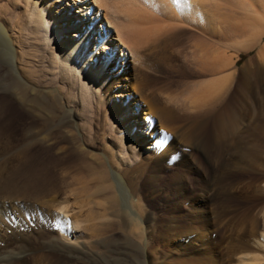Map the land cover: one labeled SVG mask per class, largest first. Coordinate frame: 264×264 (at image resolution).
<instances>
[{
  "label": "bare ground",
  "instance_id": "obj_1",
  "mask_svg": "<svg viewBox=\"0 0 264 264\" xmlns=\"http://www.w3.org/2000/svg\"><path fill=\"white\" fill-rule=\"evenodd\" d=\"M206 1L6 0L0 4V264H200L203 261L198 257L188 259L170 251L174 238L186 239L201 230L208 231L212 240H218L223 232L242 231L229 254L239 255L240 262L247 258L245 264H264L245 238L259 223L255 219L249 229L242 223L257 208L259 200L255 198L248 204L264 172L250 177L240 166L230 169L234 152L243 151L239 162L257 159L264 152V136H256L264 126L262 66L242 70L231 92L234 73H230L232 61L225 51L201 42L194 44L189 52L191 63L213 78L181 97L183 104L168 96L163 101L167 111L185 119L187 125L174 130V135L190 148L183 151V146L180 151L178 143L171 141L145 171L130 166L125 153L119 160L108 153H94L84 138L76 108L93 101L102 88H115L112 98L121 99V103L114 100L107 104V111L111 125L116 121L124 131V136L113 135L118 151H124L133 129L137 144L146 145L147 127L138 121L140 112L130 110L131 101H125L126 92L121 89L125 54L140 67L144 48L166 43L189 18L202 17L211 10L215 14L219 6L210 8ZM252 9L257 16L244 19L249 21L242 23V35L245 25L254 27L258 17L264 18V0H254ZM259 41L242 49H253ZM257 53L264 63V45ZM115 81L119 83L113 84ZM104 100L112 99L107 94ZM184 104L190 113L180 109ZM248 129L251 133L247 136L240 134ZM251 137L254 144L246 147L244 143ZM62 142L65 147L60 146ZM38 149L43 155L35 153ZM69 150L84 161L81 166L88 177L82 183L77 180L75 184L70 176L68 181L63 174L58 180V162ZM133 157L136 160V155ZM164 163H171L166 176L161 175L166 170ZM57 195L59 201L54 198ZM46 198L54 199L49 203L52 199ZM7 201L10 205L19 201L21 207L36 201L45 214L54 208L69 224L74 245L68 247L43 236L46 226L42 217L30 218L29 225L15 217L9 222L5 216L12 211L5 207ZM240 204L245 205L243 209L238 208ZM15 211L24 214L20 207ZM257 213L264 214V207ZM157 249L171 258L160 261Z\"/></svg>",
  "mask_w": 264,
  "mask_h": 264
},
{
  "label": "rangeland",
  "instance_id": "obj_2",
  "mask_svg": "<svg viewBox=\"0 0 264 264\" xmlns=\"http://www.w3.org/2000/svg\"><path fill=\"white\" fill-rule=\"evenodd\" d=\"M4 3H6V0L4 1L2 0L0 2V4H4ZM205 3L207 4V6H210V8H212V6L218 5L219 9H217V12L219 13L215 12L214 14L213 11L211 10L209 11L208 14L207 13H205L206 15L203 14L202 17L196 16L195 18H192L194 19V21H192V19L190 20L189 18L186 21V23L182 25V27L179 26V28H177L174 31V34H173L174 37L172 39L168 40L164 44L162 43L161 45H157L156 47L144 48V50L140 51V55L143 61V65H141L140 67L136 65L137 64L136 62L132 61L133 60L132 58H128L129 56L125 52L126 53L125 61H127V64H126V67L125 66L123 67L122 69L123 72L120 74V77H121L120 83L124 85L123 87H121V89L124 91V93L126 92L125 101L126 102L131 101L132 103V104L130 103V108H131L130 110L132 111V109L134 108L135 112L136 110L139 111L140 114L138 115V117L140 120L138 121L142 122V124L147 127V129L146 128L145 129L148 130L147 132L149 136L147 135L148 140L145 142L146 145L141 142L139 145L137 144L135 140L136 130L133 129L132 132L130 133V136L127 135L128 143L125 146L124 151L122 150V148H120V150L118 151L119 144L116 142L113 135L115 134L116 136H119V137L124 136V133H123L124 131L116 124V121H113L114 124L112 123L111 125L109 121L108 111H107V109L109 108L107 104L110 105L111 103H113L114 100L116 104L121 103L120 102L121 99L119 98L114 99V97L112 98V95H115L114 94L115 93L114 91L116 90L115 88H105V89L102 88L100 91H98V93L94 95L92 99L93 101L91 102L87 101L88 103L86 102L87 104H84L83 106L76 105L77 112L80 114L82 118L81 123L82 125H84L82 127L84 138L86 139L89 146H91L90 148L93 150L94 153H97V155L103 152L105 154L108 153V155H110V158L113 159V156H114L115 160H119V157L123 156V154L125 153V156L130 158V161H131L130 166L138 168V170L145 171L144 169H146V167L148 166V163H151L154 158H158L160 156L159 154L161 152V149L168 147L171 144V141L173 142V144L178 143L177 147L180 149V151H182L183 146L185 147L183 148V151L186 148L188 149L190 148L189 145H185L186 142H178L174 135L177 129L178 130L182 129L185 126V124L187 125L185 119H182V117H180L181 115H179L178 117L172 115L174 112H171L172 111L171 109H170L171 111L170 110L167 111V109L169 108H167V106L164 104L163 101L166 100V98L168 97L178 98L179 100H182L181 97H185L184 95H187L191 90L202 87L204 86L203 84H207L211 80L212 76L209 73L207 74V72H204L202 68L196 66L197 64L195 65V63H191V62H194L190 54L194 50V44L203 43L205 45H210L212 47L225 51L226 56H228L230 60L232 61V64L230 66V73H234V79L231 82L232 86L230 85L231 86L230 91L235 88L234 86H236L238 79L242 77L243 71H247L249 69H255L261 66L262 68H264L263 67L264 63H262L261 57H259L257 53L260 45H264V31L261 32V27L264 26V18L258 17L259 22L254 27L252 25L251 26L245 25L246 27H244V29L246 32L244 33V35L241 34L242 30H240L242 29L241 27H243L242 23L249 21V20L244 21L246 17L248 19L249 18L251 19V16H257L253 14V9H252V5L254 6V0H246V1L245 0H240V1L239 0H207ZM210 13L212 14L210 15ZM189 20L191 21V23H189ZM252 20H253V17H252ZM258 38L260 39V41L258 40ZM255 41H259V42H257L258 44L255 45L256 47L254 46L253 49L251 48L252 50L249 49L250 51L249 50L244 51L242 49L246 45L255 43ZM117 53L119 54V57H120V52L118 51ZM243 67L244 69H242ZM118 83L119 82L115 81L113 84L116 85ZM107 94L110 95V98L112 100L106 103V101L104 100V97H106ZM179 103L183 104L184 102L182 100ZM184 105L185 107H183V109H182V106H179V107L181 110L185 112L186 109L184 108H186L187 104H184ZM186 111L187 112L185 113H188L189 108ZM166 119L168 121L171 119V121L168 122ZM14 123H15V126H18L20 124L18 120L17 121L15 120ZM250 133L251 131H249L248 129V130L242 131L240 134L245 137ZM261 135L264 136V126L261 128V132L256 134L257 137H262ZM131 136H133L132 139H131ZM252 138L253 137L249 138L250 140H246V142L244 143L246 147H249L252 144H254L253 143L254 139L252 140ZM64 144L62 142L60 146L65 147L66 145ZM157 146L159 147L156 149ZM39 151L40 150L38 149L35 151V153H37L40 156L43 155V153H40ZM240 152L242 154L243 151L239 150L238 152H234L232 154L233 157L230 155V169L240 166V168L249 172V175H251L250 177H256L259 175V173L264 172V152L263 154L261 153L257 159H255L256 157L255 158L252 157L250 158V160L249 158H246V160L244 159V161L239 162L238 160L240 159ZM133 154L134 156L136 155V160L133 157ZM83 163L84 161L82 162V160H80L79 157H77L73 151L71 150L66 151V153L63 154V158L59 160L58 162L57 168L58 169L60 168L57 173V177H59L58 180L61 181L62 177L64 176L66 177V180L68 181L69 180L71 181V178L73 177L72 179L75 181V184L77 180H81V183L85 181L88 175L86 174L87 171H84L82 168ZM164 166L166 170H163L161 175L166 176L170 172L171 163H167V164L164 163ZM253 166L254 167L256 166V167L254 168ZM252 169H255L256 171L254 170L255 171L254 172L252 171ZM80 170L83 171V174H82V171ZM65 173H68L69 175L68 174L66 175ZM68 176H70L71 178L69 179ZM261 182L262 183L258 182L259 185L257 184L256 189L252 190L251 192L253 196V198L251 197L252 202L248 204V205H252L253 199L255 198L256 201L259 200L258 203L256 202L257 208L253 210L254 214L252 212V214L248 216L247 220L242 222V223L245 222L244 223L245 225L248 224L247 226L248 229L254 227V226H251V224L255 222V219L257 220L256 223L257 224L259 223L257 225V227L259 228L255 227V231L253 230L254 228H252L253 231L250 230L249 234H247L245 237L246 240H248L246 244L249 245V247L252 248V250L256 251V252L255 251L253 252L255 256L259 258L260 260L259 262L264 261V241L259 242L258 240V238L264 240V235H263L264 234L263 233L264 223H262L264 221L262 217L264 216V214L257 213V209L264 207V201H263L264 200V179ZM261 195L263 196V198ZM55 197H57L58 199ZM60 197L62 198L61 194H60ZM256 197H259V198H256ZM54 198L55 200L57 199L58 201L59 199H61L59 198L58 195L54 196ZM48 199L51 200L52 198H48ZM53 199L52 201L50 202L48 201V202L49 203L53 202ZM47 200H44V201L47 202ZM19 201H15V202L13 201L14 203L11 202V205L8 201L4 203V205H6L5 207L8 208L10 212L12 211L11 212L12 214L10 213L9 215L5 216L6 220L8 221L10 220L9 222H11V220L15 218H16L15 220L22 219L26 221L24 222L25 225L26 224L29 225L31 221L30 218L35 219L36 216L37 218L42 217L43 218L42 220L45 221L44 223L46 226L45 229H43L41 232L43 236L45 235V237L54 238V240L59 241L58 243L61 242L63 245L68 246V247H71L72 245H74V241H73L74 238L72 237L70 232L68 233V230L70 231V229H68L70 226H68L69 224L66 223L61 213H58V211L54 210L53 208L51 209L52 211L50 210L49 212L50 215L49 213L45 214V211H41V209L39 208L40 204H37L38 202L36 201L35 202L31 201L33 206L31 205V202L27 203L26 206L28 207L30 205V208L29 207L27 208L25 206L21 207V205L17 206ZM144 204L147 205V201H145ZM184 205L188 206L189 204L183 203L182 206ZM244 206L240 204L238 208L243 209ZM13 207L15 209H19L20 207L22 210H24L23 211L24 214L20 216L17 215ZM26 211H28L27 212L28 215L25 213ZM36 211L38 214L36 213ZM42 214L44 215V217ZM253 215H255L254 216L255 218L253 217ZM47 217L48 219L46 220ZM259 219L262 222L259 221ZM1 223L3 225L2 221ZM64 224H67V225H64ZM43 231L45 233H43ZM241 232L231 233L227 231L226 235L223 232L222 235L224 236V239L223 241H221L222 240L221 238L223 236L218 238V240L217 239L212 240L213 236L209 235L208 231H205V230H201L200 232L196 231L192 233L191 235H188L186 239L178 238V237L174 238L172 242L174 244H172L170 253L173 255V253H176L178 251V253L181 254L182 257H186L188 259L196 258L197 260L201 259L203 262H199L200 264H207V263L208 264L209 263L210 264H236V263L245 264L246 262L245 259L247 258L244 257V254H242L244 258H242L243 261L241 262L239 260V257H240L239 255L235 256V255L229 254L230 253L229 250L232 247V245L236 247V245L238 244L236 237L239 238L241 235ZM231 236L232 238H230ZM30 240L32 241V239ZM71 242H73V244H71ZM161 250L160 251L159 249L156 250L157 251L156 254L159 253V255L161 256L160 261H163V262L168 261V259L171 258L170 254L168 256H164V253L161 252ZM225 253H227L228 256ZM229 255L231 256L230 259H229ZM152 256H156V255L153 254ZM257 262L258 260H256V263Z\"/></svg>",
  "mask_w": 264,
  "mask_h": 264
},
{
  "label": "snow or ice",
  "instance_id": "obj_3",
  "mask_svg": "<svg viewBox=\"0 0 264 264\" xmlns=\"http://www.w3.org/2000/svg\"><path fill=\"white\" fill-rule=\"evenodd\" d=\"M97 48H99V44L97 45Z\"/></svg>",
  "mask_w": 264,
  "mask_h": 264
}]
</instances>
